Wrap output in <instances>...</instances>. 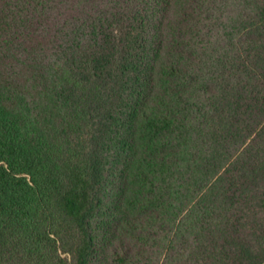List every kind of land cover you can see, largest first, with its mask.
Returning <instances> with one entry per match:
<instances>
[{"label": "trees", "instance_id": "obj_1", "mask_svg": "<svg viewBox=\"0 0 264 264\" xmlns=\"http://www.w3.org/2000/svg\"><path fill=\"white\" fill-rule=\"evenodd\" d=\"M0 264H264V0H0Z\"/></svg>", "mask_w": 264, "mask_h": 264}]
</instances>
